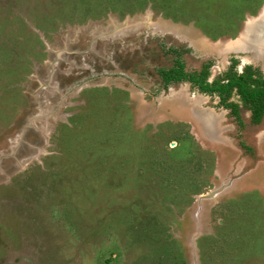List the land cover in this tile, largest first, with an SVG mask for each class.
Wrapping results in <instances>:
<instances>
[{"label":"rangeland","instance_id":"1","mask_svg":"<svg viewBox=\"0 0 264 264\" xmlns=\"http://www.w3.org/2000/svg\"><path fill=\"white\" fill-rule=\"evenodd\" d=\"M263 6L0 0V264H264V119L158 74L264 67L222 51Z\"/></svg>","mask_w":264,"mask_h":264},{"label":"trees","instance_id":"2","mask_svg":"<svg viewBox=\"0 0 264 264\" xmlns=\"http://www.w3.org/2000/svg\"><path fill=\"white\" fill-rule=\"evenodd\" d=\"M209 64H205L200 71L185 72L183 62L176 59V63L168 69H159L164 83L171 81H189L199 91L207 94L217 93L226 108L232 110L235 119L241 123L236 103L226 102L233 87L244 105L251 111L252 122L259 123L264 114V74L259 71L239 73L233 69L220 80L207 81Z\"/></svg>","mask_w":264,"mask_h":264},{"label":"bare ground","instance_id":"3","mask_svg":"<svg viewBox=\"0 0 264 264\" xmlns=\"http://www.w3.org/2000/svg\"><path fill=\"white\" fill-rule=\"evenodd\" d=\"M262 10L263 12L257 16V19L246 22L245 29L239 39L235 42L224 44V49L248 50L249 53L253 54L254 59L261 60L264 66V7ZM197 116L202 120L204 129L212 132L211 126L215 116L203 111H199Z\"/></svg>","mask_w":264,"mask_h":264},{"label":"flooded vegetation","instance_id":"4","mask_svg":"<svg viewBox=\"0 0 264 264\" xmlns=\"http://www.w3.org/2000/svg\"><path fill=\"white\" fill-rule=\"evenodd\" d=\"M264 7V6H263ZM251 18H249V19H247V21L246 22H248V21H251L250 20ZM253 21V20H252ZM246 22L244 23V25H243V28H242V30H241V32H240V34L244 31V29H245V26H246ZM193 23H196L195 21H193ZM239 37L240 36H238L235 40H232L233 42H235V41H237L238 39H239ZM227 43H229V42H227ZM175 50H173V52H174ZM222 51H228V52H234V53H241V54H243V57H244V53H249V51H245V50H228V49H222ZM177 52V55H180V52L178 53V51H176ZM227 52V53H228ZM175 53V52H174ZM225 54H226V52H225ZM225 54H223V55H225ZM223 55H221V56H223ZM220 56V57H221ZM247 58H246V60L248 59V60H252L253 62H255L256 60L254 59V57H253V54L250 52L249 53V55H247L246 56ZM255 60V61H254ZM176 61V60H175ZM181 61V60H180ZM242 59L240 58V56L238 57H235L234 56V58H232V59H230V65L227 67L228 68V70H230V69H233V70H235L234 68L236 67V62L238 63V64H241L242 63ZM261 61V60H260ZM182 62V61H181ZM232 62V63H231ZM262 62V61H261ZM205 64H209V67H208V74H209V68H211V62L210 61H206V62H203V64L201 65V68L200 69H198V70H193V71H188V72H194V71H200L201 69H202V67L205 65ZM173 66V65H172ZM171 66V67H172ZM183 66H184V63H183ZM170 67V68H171ZM263 68V69H262ZM261 68V66L260 67H256V66H254V65H252V64H245V66H244V69L243 70H241V73H249V71H259V72H261L262 74H264V67H262ZM185 71V70H184ZM185 72H187V71H185ZM158 74H159V72H158ZM159 76H160V74H159ZM208 77V76H207ZM217 80H220V79H217ZM207 81H209L208 80V78H207ZM176 82H188V83H190L189 81H171V82H168V83H164V85H168V84H170V83H176ZM209 82H212V81H209ZM190 85L192 86V88L194 87V88H197L196 86H193L191 83H190ZM198 89V88H197ZM199 91V90H198ZM199 92H201V91H199ZM201 93H203V92H201ZM206 95H213V96H215V97H217V99H218V105L221 107V108H223V109H227L228 111H229V113L232 115V118H234V120L237 122V123H239L238 122V120H236L235 119V116L233 115V113H232V110L230 109V108H226V107H224V105L222 104V101H221V98H220V96L217 94V93H213V94H207V93H205ZM233 95H235L237 98H238V100H239V103L238 102H236V101H230L229 99H230V97L231 96H233ZM226 102H232V103H236V105H237V111H238V114H239V118H241V110H242V108H244L245 107V105H244V103L240 100V98H239V96L236 94V87H233V89H232V92H231V95L227 98V101ZM249 110V109H248ZM203 111H205V110H203ZM210 112V111H209ZM212 115H213V113L212 112H210ZM249 118H250V121L252 122V120H251V118H252V115H251V111L249 110ZM264 119V114L262 115V117H261V120H260V122L259 123H261L262 122V120ZM240 121H241V119H240ZM242 122V121H241ZM253 123V122H252ZM259 123H253V124H259ZM213 124H215L216 125V120H215V117H214V122H213ZM215 127V126H214Z\"/></svg>","mask_w":264,"mask_h":264},{"label":"water","instance_id":"5","mask_svg":"<svg viewBox=\"0 0 264 264\" xmlns=\"http://www.w3.org/2000/svg\"><path fill=\"white\" fill-rule=\"evenodd\" d=\"M262 12H263V10L261 9V11L258 13V15H261ZM253 19H257V17H256V18L253 17V18H251L250 20H253ZM203 112H209V111H203ZM209 113H210V112H209ZM212 125H214V124H212ZM220 191H221V188H219V189H217V190H214V191H211V192H209L207 195H205L203 198H208V197L213 198L214 195H215V193L220 192Z\"/></svg>","mask_w":264,"mask_h":264}]
</instances>
